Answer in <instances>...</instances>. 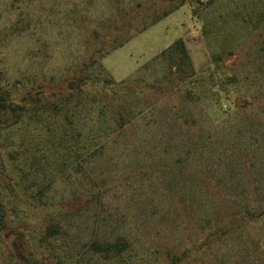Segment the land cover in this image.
<instances>
[{
	"label": "rangeland",
	"instance_id": "rangeland-1",
	"mask_svg": "<svg viewBox=\"0 0 264 264\" xmlns=\"http://www.w3.org/2000/svg\"><path fill=\"white\" fill-rule=\"evenodd\" d=\"M138 1L0 0V100L25 107L0 129V264H91L118 239L115 264H264V0H193L117 48L111 7ZM179 39L195 75L174 87ZM105 82L132 85L123 128Z\"/></svg>",
	"mask_w": 264,
	"mask_h": 264
},
{
	"label": "trees",
	"instance_id": "trees-1",
	"mask_svg": "<svg viewBox=\"0 0 264 264\" xmlns=\"http://www.w3.org/2000/svg\"><path fill=\"white\" fill-rule=\"evenodd\" d=\"M196 1L208 2L209 4L214 2V0ZM192 2L193 0H158L148 4L144 0H141L128 9L115 5L111 7L112 16L107 21L109 30L113 33L109 32L108 34L110 36L114 35L113 40L119 39L120 44L117 48H120L129 42L135 35L143 33L151 26H154L170 16L179 6L185 4L191 5ZM102 45L104 48L106 42L103 41ZM101 50L97 53H100ZM170 51L175 53L176 60L170 62L168 76L175 80L174 87L180 86L194 77L195 70L186 45L182 39L174 42L170 47ZM96 65L99 66L100 69L103 68L100 58L93 55L89 62L83 63L82 69L73 71L69 77L61 82L60 91L64 92L76 88L83 90L85 86L89 87L90 81L86 78V72L91 66ZM123 86L130 88L132 85H129L128 82H105L98 91L103 98L107 99L108 106L115 107V122L119 128L125 127L129 122L125 115L126 106L122 103H119L121 106H115V103H113L116 101L115 96L118 94V88H122ZM155 96V94H148L145 95V98H154ZM158 100L159 98L156 97L154 103ZM24 108V106L14 101L6 102L0 100V129L2 127H9L17 124L21 119V111L24 110ZM7 226V210L2 200H0V233L6 230ZM59 231V225L50 224L47 226V234L49 235L58 234ZM90 250L96 257L95 261L91 264H115L123 259H127L130 255V246L124 239H118L111 243L96 241L90 245ZM189 252H191V249L184 251L182 255H174L172 264H181L185 260L184 258L188 256Z\"/></svg>",
	"mask_w": 264,
	"mask_h": 264
}]
</instances>
